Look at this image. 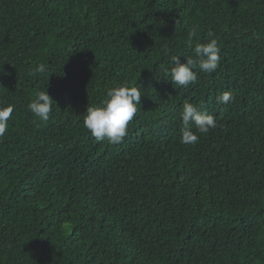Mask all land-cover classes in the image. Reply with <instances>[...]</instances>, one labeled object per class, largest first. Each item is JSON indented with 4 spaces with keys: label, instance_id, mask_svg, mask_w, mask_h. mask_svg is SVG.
<instances>
[{
    "label": "trees",
    "instance_id": "obj_1",
    "mask_svg": "<svg viewBox=\"0 0 264 264\" xmlns=\"http://www.w3.org/2000/svg\"><path fill=\"white\" fill-rule=\"evenodd\" d=\"M209 31L216 71L174 84L172 57ZM122 83L142 90L128 134L97 141L86 109ZM39 91L46 122L28 110ZM186 102L217 122L192 126L196 144ZM7 105L0 264H264V0H0Z\"/></svg>",
    "mask_w": 264,
    "mask_h": 264
},
{
    "label": "clouds",
    "instance_id": "obj_2",
    "mask_svg": "<svg viewBox=\"0 0 264 264\" xmlns=\"http://www.w3.org/2000/svg\"><path fill=\"white\" fill-rule=\"evenodd\" d=\"M210 38L207 43H197L194 46L195 58H185L181 62L180 56H173V67L170 69L171 81L174 84L187 87L195 83L197 79L195 67L205 73L216 71L220 63V47L216 39L211 38L213 33L208 32ZM197 38V29L193 27L187 36L188 46ZM44 64H39L33 75L44 73ZM107 99L100 106H90L86 109L83 125L97 141L107 140L110 144L122 143L128 134V125L137 113L138 105L141 103L142 90L139 85L130 86L122 83L119 86L109 89L106 93ZM232 100V94L224 91L218 102L227 104ZM53 98L48 91L37 92L35 99L28 104V110L40 121H47L53 109ZM14 107L7 105L0 107V137L8 131V121L12 116ZM181 143L196 144L198 136L192 130L194 125L197 132L207 133L217 126L215 117L202 111L197 105L186 102L182 106Z\"/></svg>",
    "mask_w": 264,
    "mask_h": 264
}]
</instances>
